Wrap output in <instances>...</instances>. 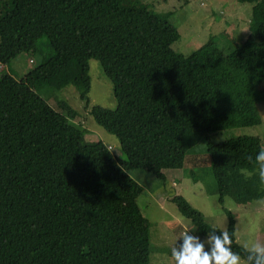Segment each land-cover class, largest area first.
Here are the masks:
<instances>
[{"label": "trees", "instance_id": "trees-1", "mask_svg": "<svg viewBox=\"0 0 264 264\" xmlns=\"http://www.w3.org/2000/svg\"><path fill=\"white\" fill-rule=\"evenodd\" d=\"M0 16V264H148L149 221L137 203L143 187L129 174L142 169L164 181L190 148L206 142L219 203L264 197L253 173L258 136L213 141L210 133L261 122L264 101V0L252 4L248 33L230 51L216 35L185 55L169 20L147 6L120 0H9ZM222 33H220L221 35ZM51 52L23 75L8 64L38 50ZM112 85L113 109L91 105L89 114L119 141L117 161L101 140L69 123L78 115L53 97L72 85L89 105V60ZM193 178V177H192ZM193 180H197L193 178ZM178 211L206 236L213 227L181 195ZM226 229L234 213L224 208ZM233 250L243 254L235 242Z\"/></svg>", "mask_w": 264, "mask_h": 264}, {"label": "rangeland", "instance_id": "rangeland-1", "mask_svg": "<svg viewBox=\"0 0 264 264\" xmlns=\"http://www.w3.org/2000/svg\"><path fill=\"white\" fill-rule=\"evenodd\" d=\"M120 3L124 6L133 4L147 6L160 14L170 12L168 20L180 32V38L173 42L172 48L185 55L213 35L217 36L219 47L227 52L234 49L246 37L252 19V4L237 0H120ZM10 7L9 0H0V16ZM50 52L51 48L46 38L42 37L35 53L29 55L20 53L8 66L13 69V73L23 75L39 64ZM89 75L91 84L88 107L72 85L62 88L56 95L43 88L37 91L39 94L37 96L43 97L57 111L61 110L57 106L55 96H58L59 101L65 100L78 113L76 118L69 119V123L79 129H85L86 141L101 140L104 145L111 147L110 152L117 161L126 160L118 139L99 126L89 114L91 105L109 109L115 107L111 82L95 59L89 60ZM261 87H264V82ZM258 109L262 119L260 123L216 130L209 134L211 139L219 142L229 137L247 135L258 136L264 143V101L258 104ZM163 172L164 181L142 169L128 170L129 175L143 187L137 203L149 221L151 253L148 264H172L171 248L180 233L187 229L191 231L190 234L196 235V227L192 221L178 211L172 200L176 194L183 196L203 215L207 223L220 229H226L227 225L224 208L234 213L236 243L239 244L250 236L264 239V205L259 203L264 197L250 203L238 204L229 196H225L223 203H219L204 139L189 149L182 168L165 169ZM192 177L197 180H193ZM196 236L202 241L207 239L206 236ZM179 243H182V240Z\"/></svg>", "mask_w": 264, "mask_h": 264}, {"label": "clouds", "instance_id": "clouds-1", "mask_svg": "<svg viewBox=\"0 0 264 264\" xmlns=\"http://www.w3.org/2000/svg\"><path fill=\"white\" fill-rule=\"evenodd\" d=\"M253 164V173L261 187H264V147H261L255 160L247 158ZM264 205V200L259 201ZM185 229L180 233L171 248L172 264H264V239L250 236L239 243L243 254L233 250L235 233L216 226L208 231L207 239ZM182 240V243L179 241Z\"/></svg>", "mask_w": 264, "mask_h": 264}, {"label": "crops", "instance_id": "crops-1", "mask_svg": "<svg viewBox=\"0 0 264 264\" xmlns=\"http://www.w3.org/2000/svg\"><path fill=\"white\" fill-rule=\"evenodd\" d=\"M15 58H16V57H15ZM1 69H3V65L0 64V70H1ZM135 170H136V169H135ZM128 174H129V173H128ZM176 195H178V194H176ZM174 196H175V195H174ZM235 231H236V230H235ZM236 238H237V236H236Z\"/></svg>", "mask_w": 264, "mask_h": 264}, {"label": "built area", "instance_id": "built-area-1", "mask_svg": "<svg viewBox=\"0 0 264 264\" xmlns=\"http://www.w3.org/2000/svg\"><path fill=\"white\" fill-rule=\"evenodd\" d=\"M107 148H108L109 150L111 149V147H110V146H108Z\"/></svg>", "mask_w": 264, "mask_h": 264}]
</instances>
